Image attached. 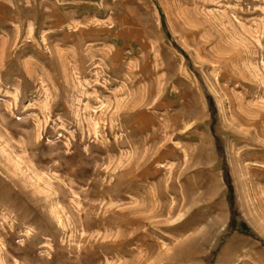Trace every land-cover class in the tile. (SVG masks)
<instances>
[{
  "label": "rangeland",
  "instance_id": "1",
  "mask_svg": "<svg viewBox=\"0 0 264 264\" xmlns=\"http://www.w3.org/2000/svg\"><path fill=\"white\" fill-rule=\"evenodd\" d=\"M0 264H264V0H0Z\"/></svg>",
  "mask_w": 264,
  "mask_h": 264
}]
</instances>
